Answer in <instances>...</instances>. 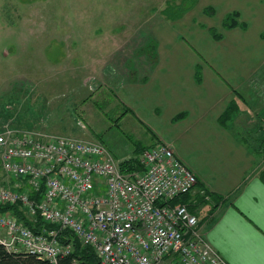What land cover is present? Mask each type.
Instances as JSON below:
<instances>
[{"label":"rangeland","instance_id":"rangeland-1","mask_svg":"<svg viewBox=\"0 0 264 264\" xmlns=\"http://www.w3.org/2000/svg\"><path fill=\"white\" fill-rule=\"evenodd\" d=\"M192 1L0 0V132L14 125L99 140L116 158L134 155L157 131L128 110L117 78L132 66L141 69L163 22L205 57L213 47L210 29L224 33L223 19L232 10L198 0L185 11ZM252 100V108L264 106L263 98ZM0 183H14L1 166Z\"/></svg>","mask_w":264,"mask_h":264},{"label":"built area","instance_id":"built-area-1","mask_svg":"<svg viewBox=\"0 0 264 264\" xmlns=\"http://www.w3.org/2000/svg\"><path fill=\"white\" fill-rule=\"evenodd\" d=\"M141 171L125 172L99 140L7 125L0 132V204L53 228L35 232L12 212H0V243L58 264L73 251L59 238L70 230L97 256L95 264H226L206 239L200 218L172 203L198 182L174 149L159 143L140 156ZM75 263L77 261L75 260Z\"/></svg>","mask_w":264,"mask_h":264},{"label":"crops","instance_id":"crops-1","mask_svg":"<svg viewBox=\"0 0 264 264\" xmlns=\"http://www.w3.org/2000/svg\"><path fill=\"white\" fill-rule=\"evenodd\" d=\"M206 4L238 11L246 27L225 29L221 39L211 35L212 49L199 58L163 22L165 30H155L154 58L147 55L141 69L132 66L117 78L118 95L146 126L156 128L146 145H169L196 173L199 183L188 195V206L226 264H264V181L259 176L264 159L257 158L248 140L264 129V106L254 109L251 103L264 99L259 94L264 91V0ZM232 100L237 102L234 127L222 118ZM206 190L221 199H202Z\"/></svg>","mask_w":264,"mask_h":264},{"label":"trees","instance_id":"trees-1","mask_svg":"<svg viewBox=\"0 0 264 264\" xmlns=\"http://www.w3.org/2000/svg\"><path fill=\"white\" fill-rule=\"evenodd\" d=\"M197 2L198 0H193L191 4L188 6V8L185 9V11L194 7ZM206 10L209 11L210 13H214L215 9L213 6H208L206 7ZM239 25L244 27L246 26L240 20V13L236 10L226 14V16L223 19V27L225 29H231ZM210 31L215 39H221L223 36V33L218 32L213 28L210 29ZM151 47L153 48V45H151ZM236 109H237V102L235 100H232L225 109L222 118H224L225 120L231 118L235 114ZM184 115H185L184 112L179 113L175 117V119H180ZM259 131L260 132L254 135V138H248V140H249V145L252 148L253 152L256 154L257 158L261 160L264 159V129H262V131L260 129ZM157 144H159V142L154 143L152 145H137L134 155L130 157L119 158L121 159V163H120L121 169L125 172L143 170L144 166L140 161L141 154L144 152L146 148L155 146ZM259 176L262 179V181H264V169L260 171ZM198 183L199 180L194 186V188L198 185ZM192 190L177 196L171 202L172 203L183 202L188 204L187 202L188 195L190 194V192H192ZM207 195H209L213 200L215 199L217 200L218 198L221 199V196H216L214 193L208 190L201 193V198L206 199ZM0 212L14 213L21 221L26 222L37 233L43 232L47 229L54 227L53 225L43 221V219L40 217L41 215L37 217L36 221H32L20 209L19 204H0ZM59 238L64 243H71L73 246V251L67 256L59 257L58 264H95L97 262V256L93 251V249L89 246L82 245V243L76 238V236L70 230L67 229L60 230ZM75 260L77 261V263H75ZM0 264H53V263L49 259L40 258L34 254L9 251L2 243H0Z\"/></svg>","mask_w":264,"mask_h":264}]
</instances>
